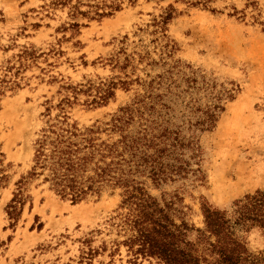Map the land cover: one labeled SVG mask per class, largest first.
Returning <instances> with one entry per match:
<instances>
[{"label": "rangeland", "instance_id": "374dc122", "mask_svg": "<svg viewBox=\"0 0 264 264\" xmlns=\"http://www.w3.org/2000/svg\"><path fill=\"white\" fill-rule=\"evenodd\" d=\"M65 114L99 142L120 138L121 119L144 137L135 178L186 239L205 227L203 204L235 221L236 202L264 190V0H0V264H163L130 249L122 187L73 202L29 176L43 129ZM234 228L264 254V229Z\"/></svg>", "mask_w": 264, "mask_h": 264}, {"label": "trees", "instance_id": "16d2710c", "mask_svg": "<svg viewBox=\"0 0 264 264\" xmlns=\"http://www.w3.org/2000/svg\"><path fill=\"white\" fill-rule=\"evenodd\" d=\"M96 14L105 17L112 12L97 11ZM113 87L94 96L92 103H107L114 95ZM208 116L207 121L213 123L215 113L210 111ZM119 122L112 130L121 131L120 138L100 142L97 130L86 128L83 131L77 122L70 123L66 114L61 120L51 122L37 140L29 176H44V182L73 202L101 194L108 185L122 187L123 203L134 213L133 226L137 232L128 245L137 255L155 257L163 264H264V254L251 253L234 228L236 224L264 229V190L236 202L235 221L226 211L203 204L205 227L198 229L196 240H188L184 228L176 225L170 213L136 180L141 166L138 160L145 158L142 148L146 143L142 141L144 137L125 131L122 119ZM154 163L155 159L151 161L153 179L160 180L162 175ZM5 179L6 175L0 172V185ZM26 183L25 177L18 181V191L7 205L12 226L19 221L26 204L23 190Z\"/></svg>", "mask_w": 264, "mask_h": 264}]
</instances>
